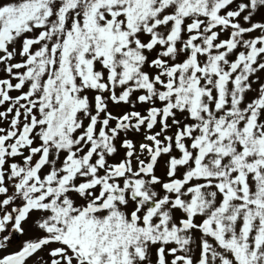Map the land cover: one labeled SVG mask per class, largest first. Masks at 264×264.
<instances>
[{
  "label": "snow or ice",
  "instance_id": "snow-or-ice-1",
  "mask_svg": "<svg viewBox=\"0 0 264 264\" xmlns=\"http://www.w3.org/2000/svg\"><path fill=\"white\" fill-rule=\"evenodd\" d=\"M0 264H264V0H0Z\"/></svg>",
  "mask_w": 264,
  "mask_h": 264
},
{
  "label": "rangeland",
  "instance_id": "rangeland-1",
  "mask_svg": "<svg viewBox=\"0 0 264 264\" xmlns=\"http://www.w3.org/2000/svg\"><path fill=\"white\" fill-rule=\"evenodd\" d=\"M13 95H15V93H13ZM158 172H159V169H158Z\"/></svg>",
  "mask_w": 264,
  "mask_h": 264
}]
</instances>
